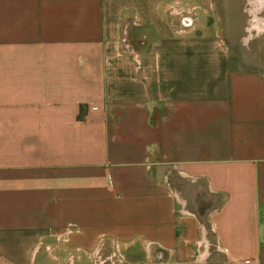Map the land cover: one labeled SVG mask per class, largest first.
<instances>
[{"label":"crops","instance_id":"crops-1","mask_svg":"<svg viewBox=\"0 0 264 264\" xmlns=\"http://www.w3.org/2000/svg\"><path fill=\"white\" fill-rule=\"evenodd\" d=\"M239 1L0 0V264H65L68 226L71 258L264 264V41L234 34Z\"/></svg>","mask_w":264,"mask_h":264},{"label":"rangeland","instance_id":"rangeland-1","mask_svg":"<svg viewBox=\"0 0 264 264\" xmlns=\"http://www.w3.org/2000/svg\"><path fill=\"white\" fill-rule=\"evenodd\" d=\"M242 1H244L245 3V4L243 3V5H245L246 11L241 12V13L239 12V15L242 21L246 22L245 23L246 26L237 27L234 34L238 36V39L247 37L248 45H250V47H256L257 43H259L260 40L264 41V9L260 7H256V8L254 7L255 6L254 4L257 0H242ZM61 243H60V247L62 250L61 257L65 259L64 260L65 264H90L91 262H94L93 264L97 263V260H96L98 258L97 254L86 256L88 260H86L82 255L80 256V254L78 257L76 256L73 258L69 257L70 253L74 255H76V253L74 251H71L70 249H63L65 246L63 245V242ZM52 252L57 253L56 250ZM60 253L61 252H59L58 255ZM98 253L101 254V256H104L108 254L109 252H105V251H102V249H100Z\"/></svg>","mask_w":264,"mask_h":264},{"label":"built area","instance_id":"built-area-1","mask_svg":"<svg viewBox=\"0 0 264 264\" xmlns=\"http://www.w3.org/2000/svg\"><path fill=\"white\" fill-rule=\"evenodd\" d=\"M183 17L186 18L185 16H183ZM70 231H71V227L68 226L62 232L57 233L55 238L61 242H64L67 240ZM101 243H102V240H101V238H99L97 241V246L95 247V249L92 252H90V255L97 254L98 258L96 259L97 260L96 264H118L121 260L120 252H118L117 250H113L109 254L101 256V254L98 253V251L100 250V247L102 245ZM99 257H101V258H99ZM110 257H112V258H110Z\"/></svg>","mask_w":264,"mask_h":264}]
</instances>
